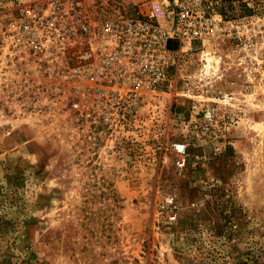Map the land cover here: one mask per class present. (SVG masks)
Returning <instances> with one entry per match:
<instances>
[{
  "label": "rangeland",
  "instance_id": "obj_1",
  "mask_svg": "<svg viewBox=\"0 0 264 264\" xmlns=\"http://www.w3.org/2000/svg\"><path fill=\"white\" fill-rule=\"evenodd\" d=\"M205 49L182 57L163 119L114 150L0 55V264H264V104ZM202 96L218 98L210 133L194 130Z\"/></svg>",
  "mask_w": 264,
  "mask_h": 264
},
{
  "label": "built area",
  "instance_id": "obj_2",
  "mask_svg": "<svg viewBox=\"0 0 264 264\" xmlns=\"http://www.w3.org/2000/svg\"><path fill=\"white\" fill-rule=\"evenodd\" d=\"M209 44L243 98L264 104V0H0L4 70L17 69L21 87L46 77V102L66 104L79 122L74 132L107 138L110 150L163 119L182 57ZM202 98L192 107L194 130L210 133L218 98ZM167 148L186 170L188 145ZM166 204L176 223L175 198Z\"/></svg>",
  "mask_w": 264,
  "mask_h": 264
},
{
  "label": "bare ground",
  "instance_id": "obj_3",
  "mask_svg": "<svg viewBox=\"0 0 264 264\" xmlns=\"http://www.w3.org/2000/svg\"><path fill=\"white\" fill-rule=\"evenodd\" d=\"M208 48H209V50L211 51V50H212V45L209 44V45H208ZM208 63H209V61H208ZM211 67H212V63H209L208 70H210Z\"/></svg>",
  "mask_w": 264,
  "mask_h": 264
},
{
  "label": "trees",
  "instance_id": "obj_4",
  "mask_svg": "<svg viewBox=\"0 0 264 264\" xmlns=\"http://www.w3.org/2000/svg\"><path fill=\"white\" fill-rule=\"evenodd\" d=\"M173 48V47H172Z\"/></svg>",
  "mask_w": 264,
  "mask_h": 264
}]
</instances>
